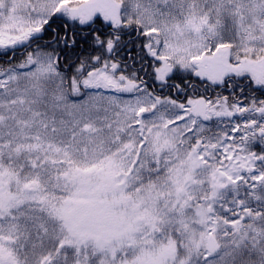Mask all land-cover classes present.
Returning <instances> with one entry per match:
<instances>
[{
	"label": "snow or ice",
	"instance_id": "1",
	"mask_svg": "<svg viewBox=\"0 0 264 264\" xmlns=\"http://www.w3.org/2000/svg\"><path fill=\"white\" fill-rule=\"evenodd\" d=\"M0 264H264V0H0Z\"/></svg>",
	"mask_w": 264,
	"mask_h": 264
}]
</instances>
